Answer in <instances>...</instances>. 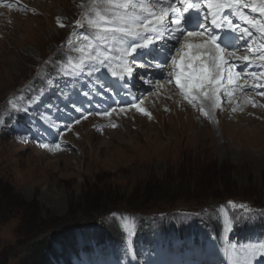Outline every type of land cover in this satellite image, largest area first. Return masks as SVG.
<instances>
[{
  "label": "rangeland",
  "instance_id": "1",
  "mask_svg": "<svg viewBox=\"0 0 264 264\" xmlns=\"http://www.w3.org/2000/svg\"><path fill=\"white\" fill-rule=\"evenodd\" d=\"M34 7L37 12L0 22V264H37L38 247L46 256L40 264L46 259L56 264L49 254L56 241L71 234L72 241L93 236V242L79 246L80 256L72 258L89 264L85 258L93 255L98 264V252L131 245L127 235L138 229L135 254L144 264H157L155 260L168 258H159L156 248L141 242L148 236L158 246L164 236L158 223L164 225L165 217L155 212L177 211L184 214L177 222L187 224L188 210L212 208L208 213L216 216L229 201L251 202L263 211L264 108L251 109L252 116L240 119L220 118L217 124L212 122L215 115L205 116L203 106V111L187 106L181 110L154 97L146 101L148 115L131 113L121 123L113 120L114 131L102 135L101 125L83 121L66 134L65 147H42L30 110L48 106L53 97L38 103L34 97L60 93L55 86L69 77L60 69L61 55L83 56L84 33L71 25L77 19L94 23L110 2L39 0ZM116 220L130 224L98 244L95 236ZM262 246L264 240L249 242V255ZM123 255L127 258L115 261L117 253L111 252L105 261L121 264L126 259L128 264L129 252ZM252 261L254 256L248 264Z\"/></svg>",
  "mask_w": 264,
  "mask_h": 264
},
{
  "label": "snow or ice",
  "instance_id": "2",
  "mask_svg": "<svg viewBox=\"0 0 264 264\" xmlns=\"http://www.w3.org/2000/svg\"><path fill=\"white\" fill-rule=\"evenodd\" d=\"M199 2L200 0H197L196 3L181 0V3H186V7L182 10H177L169 4L168 9H165V13H167L169 9L172 11L173 18L170 21L165 23L164 16L161 15L158 19L159 27H157L156 24H152L150 19L149 24H152L150 29L148 24L143 25L144 28L155 32L156 35H159L160 31H165L168 39L173 41V43L169 44L170 55L168 56L166 63H160L154 60H148L147 63L133 60V63L139 64L142 67L159 69L164 73L163 77L155 78L151 72H149L147 75L140 77L145 82L151 80L152 85H155L163 82L165 79H169V82H174L175 85L181 89L182 93L189 98L190 103L192 99L195 98L193 94L199 92L204 98L209 100H213V97H215L213 103L218 104L220 97L216 95V93L219 91L221 80L217 77L222 78L226 66L233 67L228 64V59H226V57H234L236 55V52L233 50L236 46L233 45L232 47H229L228 44H223L221 42L223 37L219 32L212 30L207 22V14L197 17L194 22V27L191 29L186 26L185 13H187L189 9L199 10ZM204 2L207 4L210 11L214 10L212 12L211 25L216 26L217 28L221 27L217 24V17L222 14V11L225 8L241 6V0H204ZM121 7L128 9L135 6L125 4L121 5ZM256 10L257 9L255 8L252 9L254 12ZM259 11L264 13V7H261ZM243 19L247 23L255 26V22L248 20L246 16L243 17ZM229 28H231L233 32L236 31V27H233L231 22H229ZM260 30L264 32V26H261ZM119 31H123L129 36L138 37V39L130 45L126 51L136 53L138 49H144L147 45L152 43V37L148 35H141L138 32L125 31L123 29H120ZM243 32L250 35L248 28H244ZM190 38H200L202 42L192 43L189 42ZM244 59L247 60L248 57H244ZM170 65L174 66L176 69L175 72L170 68ZM112 74L114 76L116 75L115 72ZM253 75H255V73H253ZM172 77H174V81L170 79ZM119 79H123V77H120ZM228 79L231 81L232 76L229 75ZM211 85H214V87L209 89V86ZM142 100L143 96H140L139 99L133 102L130 106L135 107L138 111L148 115V113L140 107ZM124 107L125 106H121V111H124ZM112 111H115V109H112ZM107 114L110 115L111 113L108 112ZM87 115L88 113L82 112L80 118L86 119ZM80 118H77V120L72 123L79 122ZM37 143H39V141ZM42 147L48 148L49 145L44 143L42 144ZM60 147L61 145L59 143L55 144V148L59 149ZM233 206L235 207V205Z\"/></svg>",
  "mask_w": 264,
  "mask_h": 264
},
{
  "label": "trees",
  "instance_id": "3",
  "mask_svg": "<svg viewBox=\"0 0 264 264\" xmlns=\"http://www.w3.org/2000/svg\"><path fill=\"white\" fill-rule=\"evenodd\" d=\"M150 193H152V192H148V194H150ZM164 193L165 192H162L161 195H164ZM172 212H173V210H168V211H164L163 213L169 214L170 216H173L174 218H176L177 214H179V212H177V211H175L174 213H172ZM70 238H72V237L69 236L66 239H59L60 240L59 242L58 241H56V243L54 242L55 243L54 246L56 247V249H53V252L54 253H59V254H62V255H66L67 252H68V249H69L68 242H69V245H70V241H72V239H70ZM43 249L40 248V247H38L36 249L37 254L35 255V258H36L35 260H36L37 264L42 263L44 261L43 258L46 257V256H43V254H42Z\"/></svg>",
  "mask_w": 264,
  "mask_h": 264
},
{
  "label": "bare ground",
  "instance_id": "4",
  "mask_svg": "<svg viewBox=\"0 0 264 264\" xmlns=\"http://www.w3.org/2000/svg\"><path fill=\"white\" fill-rule=\"evenodd\" d=\"M25 30V29H24ZM231 42V41H229ZM184 108H187L185 106H181L180 109H184ZM204 110H205V115H208L209 118H212L214 116V114H212L208 108H206L205 106H203ZM182 112V111H181Z\"/></svg>",
  "mask_w": 264,
  "mask_h": 264
}]
</instances>
